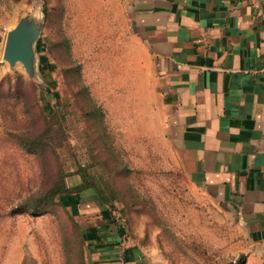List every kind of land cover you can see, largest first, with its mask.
I'll return each instance as SVG.
<instances>
[{
  "label": "rangeland",
  "instance_id": "1",
  "mask_svg": "<svg viewBox=\"0 0 264 264\" xmlns=\"http://www.w3.org/2000/svg\"><path fill=\"white\" fill-rule=\"evenodd\" d=\"M127 14L122 0H0V264H88L82 230L104 220L153 264H244L246 228L183 169ZM20 22L40 29L31 72L3 56ZM82 173L79 195L49 194Z\"/></svg>",
  "mask_w": 264,
  "mask_h": 264
},
{
  "label": "crops",
  "instance_id": "2",
  "mask_svg": "<svg viewBox=\"0 0 264 264\" xmlns=\"http://www.w3.org/2000/svg\"><path fill=\"white\" fill-rule=\"evenodd\" d=\"M122 1L172 112L183 169L237 212L244 264H264V0ZM109 221L82 228L88 264H153Z\"/></svg>",
  "mask_w": 264,
  "mask_h": 264
},
{
  "label": "water",
  "instance_id": "3",
  "mask_svg": "<svg viewBox=\"0 0 264 264\" xmlns=\"http://www.w3.org/2000/svg\"><path fill=\"white\" fill-rule=\"evenodd\" d=\"M40 34L36 23L20 22L7 33L4 59L10 65L21 62L27 71L31 72L34 67V44Z\"/></svg>",
  "mask_w": 264,
  "mask_h": 264
},
{
  "label": "trees",
  "instance_id": "4",
  "mask_svg": "<svg viewBox=\"0 0 264 264\" xmlns=\"http://www.w3.org/2000/svg\"><path fill=\"white\" fill-rule=\"evenodd\" d=\"M83 182L79 185H76L75 187H70L68 186L65 181H61V183H59L56 187L52 188L50 190V195L54 196L56 194H71V193H76V194H80L86 187H88L85 184V175L82 173L80 174ZM84 187V188H83Z\"/></svg>",
  "mask_w": 264,
  "mask_h": 264
}]
</instances>
